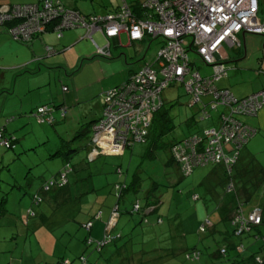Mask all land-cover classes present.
Returning a JSON list of instances; mask_svg holds the SVG:
<instances>
[{"label":"rangeland","instance_id":"1","mask_svg":"<svg viewBox=\"0 0 264 264\" xmlns=\"http://www.w3.org/2000/svg\"><path fill=\"white\" fill-rule=\"evenodd\" d=\"M8 1L26 0H0L1 3ZM120 1L62 0L67 7L74 6L83 14L96 15L113 12ZM259 1L262 15L264 0ZM79 28L83 35L84 28ZM82 35L76 44L89 56L98 54L90 38ZM92 37L100 46L107 40L99 31L93 32ZM244 37L247 54L243 56L242 46L241 54L239 52L234 60L227 62L230 66L246 58L257 59L259 55L257 50L263 40L260 35L245 33ZM255 39L259 41L258 48ZM147 42L143 39L128 44L125 33L121 32L119 44H112L116 50L113 52L114 56L119 51L122 56L127 52V59L100 55L110 61L101 64L92 60L99 55H86L77 64L78 69L71 72L69 61L66 62L71 58L63 60V55L58 58L60 60H40V68L18 63L28 55L24 47L28 43L0 32V125L5 124V132L16 137L13 148L0 146V264H68L71 259V264H108L111 261L112 264H127V259L121 258L123 251L140 252L162 246L175 250L171 259L162 264H214L205 245L212 244L213 235L215 247L219 243L215 241H222L221 234L216 230L210 233L207 228L197 231V224L209 214L217 230L232 229L228 219L220 220L214 210V196L224 194L221 182L213 178V171H218L219 167L202 164L195 166L190 174L181 175L174 163L166 164L165 160L169 141L213 124L216 110L210 109L209 117L200 118L197 105H187L189 94L182 84L170 82L161 91L163 105L152 119L145 141H134L120 153L99 152L96 156L90 153L92 158L88 155L92 147L90 121L102 115L106 88L120 80L119 69H123V75L128 74L127 65L134 66L142 57L151 59L155 55L161 45L160 38L150 40L149 47ZM61 54L62 51H58L50 56ZM188 55L197 58L192 50H188ZM195 64L202 73L210 70V66H202L198 59ZM62 85L67 86L65 91ZM43 103L53 105L48 112L53 124L48 120L38 121L33 113ZM58 104L67 105L65 111ZM76 131L81 133L75 135ZM261 133L258 130L242 147L241 157L250 151L264 163ZM65 162L72 166L67 175L68 183L62 188L41 191L43 182L56 174ZM131 181L136 187L125 191L120 199L121 215L115 220L116 227H121L124 233L101 246L100 251L96 250L89 240L101 239L110 223L118 187L122 182L130 184ZM193 192H197L198 199L191 198ZM35 193L43 196L38 204L33 203ZM146 196L160 199L162 223L154 222V214L147 215L152 223L148 224L140 221L137 213L130 212L133 201L138 199L142 204ZM88 219L87 227L84 222ZM96 225L100 226L97 232L94 231ZM259 228L264 232V223ZM250 234L232 236L243 242L245 254L258 247L252 242L256 237L253 229ZM86 235L89 236L88 244L83 242ZM194 245L201 254L198 258H186L185 251ZM108 249L112 254L116 249L120 253L108 255ZM229 251L234 250L229 248ZM81 252L87 255L86 262L79 261ZM107 256L114 259L106 260Z\"/></svg>","mask_w":264,"mask_h":264},{"label":"built area","instance_id":"2","mask_svg":"<svg viewBox=\"0 0 264 264\" xmlns=\"http://www.w3.org/2000/svg\"><path fill=\"white\" fill-rule=\"evenodd\" d=\"M38 1L43 3L41 9L37 2L0 6V22L12 16L24 18L20 23L10 26L13 37L25 39L35 35L44 30V21L56 14L60 16L57 29L81 25L87 29L88 35L100 30L107 40L124 31L128 42L141 39L146 34L164 39V44L156 51V67L145 62L123 84L105 91L102 115L91 126L94 147L88 154L90 157V153L94 156L99 152L120 153L127 142L142 140L150 122L151 111L159 105L160 89L169 80H182L187 91H194L195 86H192L199 85L202 76L188 66V50H195L204 62L214 66V79L225 73L221 64L226 58L224 48L239 44V32L264 35V12L262 15L259 13V0H139L141 15H135L130 0H121L115 11L89 16H82L59 4L54 5L51 0ZM92 42L97 52L109 54L108 43L101 47L94 40ZM204 78L203 81L210 83L209 76ZM212 89L215 96H218L216 88L209 86V90ZM254 96L256 95L243 98L237 106L240 108L247 105L250 108V98ZM229 97L231 96L224 90L222 98L229 101ZM196 98L195 93L193 99ZM62 108L65 111L67 107ZM48 109L46 106L38 107L39 118L41 114L48 113ZM250 110L252 109L248 111ZM51 118L50 115L47 116L48 120ZM230 130L224 128L222 133L232 134ZM204 134L208 140L203 150L211 160H219L222 154L219 146L220 135L214 128L206 129ZM2 143L7 144L6 140H2ZM196 154L199 156L203 152L201 150ZM234 159L235 156L232 160H226L233 162ZM59 177L61 182H65L64 173ZM51 183L53 182L50 181ZM248 218L257 221L259 209H251ZM115 220V212H112L107 231ZM88 223L90 222L85 226L88 227Z\"/></svg>","mask_w":264,"mask_h":264},{"label":"trees","instance_id":"3","mask_svg":"<svg viewBox=\"0 0 264 264\" xmlns=\"http://www.w3.org/2000/svg\"><path fill=\"white\" fill-rule=\"evenodd\" d=\"M33 2H37L38 8L41 9L43 3L39 2L38 0H27L24 2H16V3H33ZM50 2L53 3L54 5L59 4L61 7L73 9L74 11L78 12L82 16L83 15L84 16L96 15L95 13L83 14L81 11H79L74 6L67 7L62 2V0H51ZM130 2L132 4V10L135 13V15H141L142 13L140 11V7L138 6L139 0H130ZM2 4L11 5L13 4V2H10V1L5 2V3L0 2V6H2ZM118 5L119 3L115 7H113V11L117 9ZM107 13H110V12H107ZM23 20L24 18H18V17H13V16L9 18L8 20H2L0 22V27L2 29L1 31H6L9 34V36L14 40H17L20 42H27V43L30 40H32L34 36H37L41 32H45V31H53L56 34V36L59 37L62 34V31L66 28L83 27L85 30V33L82 36L90 38L91 41L94 40L92 37L93 32L99 31L102 34L100 30H95L92 33H90V35H88L87 29L81 25H74V26H68V27L63 26L57 29L56 26L60 22V16L55 14L53 15V17H50L49 19L44 21V30L37 32L35 35H32L31 37L25 38V39H19V38L13 37L12 32L10 30L11 28L10 26H12L15 23H20ZM244 33H249V32H244ZM253 34H256V33H253ZM261 36L264 37V35H261ZM157 37L160 38L161 45H163L164 39H162L161 36L152 37L146 34L141 39H138V40L148 38V40L150 41ZM109 39L110 38H108V41ZM138 40H132L131 42L138 41ZM239 41L240 42L238 45H233L231 47L225 46L226 48H233L235 50L234 57L236 56V54L238 55L239 52L241 51L240 38H239ZM46 51L48 53H52V52L54 53L55 49H53L51 46L46 45ZM95 51L97 52V50ZM192 51L196 54L197 58H190L188 55L187 60H188V66L190 67V69L197 70L199 72V75L202 76L200 78L201 80L199 81V85L195 84L192 86V87L197 86L196 89H198V91L195 92L196 90L195 87H194V91L192 90L187 91L184 86V81L182 80H177V79L169 80V82L166 83L160 89L159 105L154 110L151 111L150 122L148 126H146V132L144 133L143 139L141 141H145L149 135L152 119L154 118L155 115H157L156 113L159 112L158 110H160L161 106L163 105L161 91L170 82L178 81L182 84L185 92L189 94V100L187 101V105L188 106L197 105L196 108H197V111L200 113V118L209 117L210 109L216 110L217 115L215 119L213 120V124L205 126L201 130L191 132L188 135L180 139H174L168 142L166 146L168 150V156H167V159L165 160V163L166 164L174 163L177 166L178 171L179 173H181V175L190 174L193 168L198 165L209 164V163H211L212 165H218L219 167L218 171H213V175H214L213 178L214 179L218 178V182H221L222 190L224 191V194L222 192L221 194L214 196V201H215L214 210L217 211V214L220 220L224 218L228 219L230 225L232 226V229L231 231H229L228 229H224V230L218 229L217 230L215 228V223L213 222L209 214H206L204 217H202L199 223L197 224V231H203L207 228L209 229L210 233H212L213 231L216 230L217 232L221 234V238H222V241L220 240L215 241L219 243H216L217 245L213 247V241L215 239H214V236L211 234L213 237L212 244L205 245L207 254L212 259V262L214 264H264V232H262L259 228V225L261 223H264V188L263 190H261V187L262 186L264 187V163L259 161V159H257L255 154L252 152L246 155L243 154L244 157H241V153H240L242 147L257 132V127L253 126L251 123L245 120V118L256 115L260 106L264 104V89L253 90V91H250L240 96L234 94V92L230 89V87L226 85L217 84L216 82L220 80L221 78L227 76V71L229 68L241 69V67H243L241 62L238 61L237 63H234V65L230 66V64H227L228 61H225L223 59L221 61V64L223 66L222 70H224L225 73L221 74L218 78L213 79L212 77H213V72H214V66L211 65L210 63L204 62L195 50H192ZM97 53L98 54H91V56H95V55L106 56V54H102L99 52ZM245 54H247V50L244 48L243 56H245ZM107 55H110V53ZM225 55H226V52L224 50V56ZM87 56L91 57L89 55ZM155 57H156V53L154 56L151 57V59L142 58L143 61L140 67L134 71H138L145 62H148L152 67H156L157 61L155 60ZM84 58H82V60ZM233 58L232 60H234ZM197 59L201 61L202 66L203 65L210 66V70L207 73H202L199 69V66L195 64ZM25 64L28 65L27 63ZM77 66L78 65H76V67ZM76 67L71 68L70 71L72 72L73 70L78 69V67L77 68ZM253 68H256V67H253ZM258 71L259 70L257 69L254 70L255 73H257ZM133 72H131L129 76ZM129 76L115 83L114 85H110L106 89L118 87L119 85L123 84L124 81H127ZM188 76L189 74L186 75V77ZM205 76H209V79H211L210 83H206V81H203V79H205L204 78ZM209 86H213V88L214 87L216 88L217 92L219 93L218 96H215L213 89L212 91L209 90ZM62 89L63 91H65L67 89V86L62 85ZM224 90H226L227 94L231 96L228 99L229 101H226L224 100V98H222V92ZM195 93L197 96L196 100L193 99V97L195 96ZM253 94L256 96L250 98V102H249L250 108H247V105H244L240 108L239 106H237V104L240 103V101L243 98H247ZM58 105L67 107L65 104H58ZM40 106H46V108H49V109L53 108V105L46 104V103H43L39 105L38 107ZM38 107L35 108L33 111V113H35V116L37 117V120L40 122L48 120L46 118L48 116V113L41 114V117L39 118ZM49 109H48V112H49ZM249 109H252V110L248 111ZM98 118L96 120H98ZM96 120L90 122V128L92 124L96 122ZM48 121L52 124L54 123L53 119H50ZM235 125H237L238 127ZM208 128H214L220 135L219 146L222 148L221 149L222 154L219 160L217 161L211 160L209 158V155L206 154L205 151L203 150L208 140L206 135L204 134V131ZM224 128H226L227 130L230 128L231 129L230 132L232 134L222 133V130ZM80 133L81 131L79 132L76 131L75 135H78ZM91 136H92V131L90 135V143L92 144V147H94V143L91 140ZM2 140H6L7 144L5 143L3 144ZM15 141H16L15 135L7 134L5 132V124L0 125V146H4L6 148H13L15 146ZM133 142L134 140L127 142L124 148L127 146H130ZM92 147H89L88 152H90ZM201 150L203 154L198 156L196 153L200 152ZM233 156H235V159L233 162H230L229 160H232ZM226 159H229V160H226ZM214 169L215 167L213 168V170ZM71 171H72V166L69 163L65 162L59 168L56 174H54L49 179L43 182V184L40 187V190L43 192H48L51 189H58V188L64 187V185L68 183L67 175ZM61 173H64L65 175V179H66L65 182H61V179L59 177ZM50 181H52L53 183L50 184ZM130 187L135 188L136 185L132 181L130 182V184L122 182L121 185L117 189L116 200L114 202L115 205L112 210V212H115L116 221L118 217L121 215L120 199L124 195L125 191H127V189H129ZM211 190H213L212 187L210 188V191ZM194 194H196V197L194 196ZM191 198L193 200L198 199L199 195L197 194V192H193L191 195ZM4 199H5L4 195H2L1 200L4 201ZM32 199H33V203L38 204L39 202L43 200V196L40 193H35ZM160 204H161V201L159 198H152L150 196H146L142 204L139 203L138 199L134 200L130 207V212L137 213L139 220L148 222V224H152V223L150 222V218H148L147 215L154 214V218H155L154 222L162 223V217L159 213ZM1 206L4 208L2 204ZM252 207H257L259 209V218L257 221H254L248 218V212L251 210ZM116 221L114 222V224L116 223ZM87 222H90V219L84 222V224H86ZM114 224L107 231L108 233L106 234L104 233L101 239H99L98 241L89 240V236L86 235L83 238V242L86 244L93 243L94 248L100 251L101 246H103L109 241L119 238L121 234L124 233L121 227L117 228L116 224L115 225ZM251 229H253L254 233H256V237H253L252 242L257 243L258 247L257 249H254L253 251L245 254L243 253L244 244L238 239L240 236L244 234H250ZM232 236H239V237L236 240ZM229 248L233 249L234 251L228 252ZM168 250L171 252H169ZM129 251L131 252V254L129 253ZM129 251L126 256V259H127L126 263H129L130 261H134L136 262V264H160V263L162 264L165 261H169L172 256V252L173 253L175 252V250L170 249V247L168 249L167 247H164V246L153 247L147 250L142 249L140 252H138L139 250L136 251L132 249ZM200 254H201L200 249H197L194 245L193 247L185 251L184 256L188 259L189 258L194 259V258H198ZM78 259L81 263L86 262L87 255H84V253L81 252L78 254ZM72 260L73 259L67 261L68 264H71ZM106 260L108 259L106 258Z\"/></svg>","mask_w":264,"mask_h":264},{"label":"crops","instance_id":"4","mask_svg":"<svg viewBox=\"0 0 264 264\" xmlns=\"http://www.w3.org/2000/svg\"><path fill=\"white\" fill-rule=\"evenodd\" d=\"M81 29L82 28H79V27L66 28L62 31V34L59 37L56 36V34L53 31L41 32L37 36H34L33 39L30 40L28 42V44H26L24 46L25 48L28 49L27 50L28 55L26 57H24L23 59L19 60L18 63H24V64L27 63L28 65L33 64L34 68H40V64H39L40 60H46V59L47 60H60L58 58L63 55V60H66L67 58H71V60H72L71 64H70V61H71L70 59L66 60V62L69 61L68 62L69 67L70 68L75 67L82 60V58H84V56L89 55V53L85 54L84 51L79 47V45L76 44L78 42V40L81 39V35H82ZM0 32H2V33L4 32V34L5 33L8 34L6 31H0ZM122 32H124V31H122ZM120 33L118 36L111 37L109 41L106 40V42L102 46H104L106 43H108L110 56L114 57V58H122V60H123V59H127V52L126 53L124 52V55L122 56V55H120V54H122V52L119 51L114 56L113 51L116 52V50H114V48H115L114 46L112 47V44H119ZM244 34L245 33H243V32H239L238 36L241 40V47L243 46L246 49L247 40H246V37H244ZM77 35H79L78 38H76ZM8 36H9V34H8ZM260 38L263 40L260 43L259 48H258L259 41H256L257 39H255L256 46L258 48L257 51H259L258 52L259 55H258L257 59L250 60L251 58L250 59L246 58V60L244 62H241L242 66H243V67H241V69L229 68L227 71V76L218 80L216 82L217 84L226 85V86L230 87V89L234 92V94H236L238 96L244 95V94H246L250 91H253V90L264 89V37L260 35ZM145 39L148 40V38H145ZM142 40H138V41H142ZM149 42L150 41L148 40L147 47H149V45L151 44V42L150 43ZM129 43L131 44V42H128V44ZM46 45L51 46L53 49H55L54 53H56L58 51H62V54L61 55H54L55 57L52 56V57H54V58H52L50 55H52L53 52L48 53L46 51ZM77 45L79 48H77ZM98 46H100V45H98ZM227 47H231V46H227ZM234 51L235 50L233 48H226L225 47L226 58H224V60L225 61H232V58L234 57V53H235ZM129 57H130V55H129ZM92 60L98 61L101 64H106V63L110 62L109 58H103L102 56H98L97 58H94ZM142 61H143V59H142ZM142 61L139 60L138 62H136L138 64V66H137V64H135L134 66H132L130 64L127 65L126 71L128 72V74H126V72H125V75H123V73H122L123 69H119V73H120V80L119 81L126 78L134 70L138 69L140 67ZM253 67H256V68H253ZM255 69H257L259 71L257 73H255L254 72ZM110 73H108L107 75H109ZM86 101H88V100H86ZM94 120H96V119H91V121H94ZM245 120H247L253 126L257 127V131L258 130L262 131V133L260 135L264 137V104L259 108L256 115L246 117ZM249 153H251V152L249 151ZM102 154H110V153H102ZM104 217H105V215H104ZM113 224H114V221L112 222L111 226H113ZM95 227H96V229L94 231L97 232V230L100 228V226L96 225ZM90 231H91V229L88 230V233ZM91 234H92V231H91L90 235ZM106 252L108 255L110 253L112 254V252H110V249L106 250ZM119 253H120V250L116 249V251L113 252L112 255H116ZM127 253H128V251H126V252L123 251L122 252L123 256L121 258L125 259L127 256ZM129 253L131 254L130 251H129ZM107 259L113 260L114 258H111V256H107ZM128 262H129V260H128ZM108 264H112V261L108 262ZM127 264H136V262L130 261Z\"/></svg>","mask_w":264,"mask_h":264},{"label":"clouds","instance_id":"5","mask_svg":"<svg viewBox=\"0 0 264 264\" xmlns=\"http://www.w3.org/2000/svg\"><path fill=\"white\" fill-rule=\"evenodd\" d=\"M124 150V149H123Z\"/></svg>","mask_w":264,"mask_h":264},{"label":"water","instance_id":"6","mask_svg":"<svg viewBox=\"0 0 264 264\" xmlns=\"http://www.w3.org/2000/svg\"><path fill=\"white\" fill-rule=\"evenodd\" d=\"M244 33V32H243Z\"/></svg>","mask_w":264,"mask_h":264}]
</instances>
